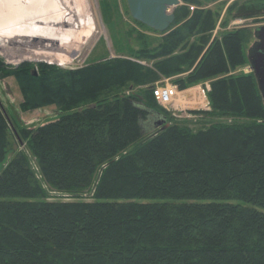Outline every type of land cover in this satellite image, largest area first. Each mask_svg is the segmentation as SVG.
<instances>
[{
  "label": "trees",
  "instance_id": "16d2710c",
  "mask_svg": "<svg viewBox=\"0 0 264 264\" xmlns=\"http://www.w3.org/2000/svg\"><path fill=\"white\" fill-rule=\"evenodd\" d=\"M186 4L199 1L176 7L180 25L156 55L141 56H161L152 65L117 58L4 73L29 110L65 109L124 83L145 89L29 128L36 170L12 151L0 107V264H264V108L253 74L210 81V109L192 111L196 120L172 118L153 96L162 77L189 71L176 81L182 89L228 73L229 60L242 63L236 32L204 51L203 37L186 49L206 24ZM158 115L162 129L151 127ZM38 174L53 190L90 200H47Z\"/></svg>",
  "mask_w": 264,
  "mask_h": 264
},
{
  "label": "rangeland",
  "instance_id": "374dc122",
  "mask_svg": "<svg viewBox=\"0 0 264 264\" xmlns=\"http://www.w3.org/2000/svg\"><path fill=\"white\" fill-rule=\"evenodd\" d=\"M198 1L199 4L186 5L190 13L196 10L202 11V19L206 23L204 33L202 35H191L187 37L186 49L194 42L199 44L200 39L203 37V39L208 38L207 44L204 45V51L208 45H211L214 41L221 42V39L224 36L233 35L236 32L239 33L242 38V42L240 43V49L243 56L241 59L242 63L237 64L234 67V63H231L234 61L229 60L228 67L230 66V68H228V73L199 79L198 83L187 84L185 88L181 89L185 91L180 92L179 94V91H177L178 96L184 92H186V95L182 100H175V102L172 103L173 106L169 109V111H167L174 119H188L184 117V114L193 113L191 109L196 107H194V104L191 103L193 101H189V99L195 96L194 93L197 92V85L206 82L209 83L210 81L225 75L236 76L252 74L249 70L246 51L254 40L253 30L261 25H264V0ZM92 4L97 23V31L93 33L92 38L83 46L79 55L72 64L61 66L42 60L21 61L19 63L12 64L8 63L2 56H0V107L8 123L11 149L12 151L20 150L25 152L31 160L34 170H36L35 159L30 152L28 137L25 133L29 128H34L40 124L53 121L59 117L62 112L68 110H79L94 101H102V99L106 100L115 95L140 94L145 88L124 83L96 96L95 100L78 103L65 109H58L55 106H49L41 109L29 110L23 105L14 79L10 76H3L4 73L18 70L20 67H30V69L37 72L43 68L50 69V67L68 71L70 69L72 70L80 67H86L100 61H113L117 58L136 59L145 64L152 65L154 62L158 61L161 56H156L155 60L149 58L143 59L141 56L143 55V57H149V55L152 54L156 55L163 45L166 33L172 31L180 25V23H173L164 32H156L131 18L125 0H92ZM190 6H192L193 9H190ZM247 12H251L252 16H242L241 13ZM183 45L184 43L177 46L172 51V54L181 53ZM231 56L234 58L236 57L234 53ZM238 60L240 62L239 58ZM220 67H222V65L218 64L217 68ZM188 73L189 71H185L178 73L176 76L162 77L159 82L154 84V86L167 84L176 85L172 83H176L178 79H185ZM186 89H188V91ZM158 105L162 107L159 103ZM198 117L201 116L195 115L192 120H196ZM12 154L13 153H8L3 165L6 164ZM37 179L40 180L41 187L46 192L47 200H90L88 195L91 193H82V195L79 196L81 198H74L73 195L61 193L51 189L44 181H42L39 174L37 175Z\"/></svg>",
  "mask_w": 264,
  "mask_h": 264
},
{
  "label": "bare ground",
  "instance_id": "6f19581e",
  "mask_svg": "<svg viewBox=\"0 0 264 264\" xmlns=\"http://www.w3.org/2000/svg\"><path fill=\"white\" fill-rule=\"evenodd\" d=\"M96 31L92 0H0V56L8 63L72 64Z\"/></svg>",
  "mask_w": 264,
  "mask_h": 264
},
{
  "label": "water",
  "instance_id": "95a60500",
  "mask_svg": "<svg viewBox=\"0 0 264 264\" xmlns=\"http://www.w3.org/2000/svg\"><path fill=\"white\" fill-rule=\"evenodd\" d=\"M131 18L156 32H164L174 23V9L185 0H125ZM253 42L246 51L249 70L252 72L264 108V25L253 30ZM166 118L158 115L152 128L166 127Z\"/></svg>",
  "mask_w": 264,
  "mask_h": 264
},
{
  "label": "built area",
  "instance_id": "2783aa9c",
  "mask_svg": "<svg viewBox=\"0 0 264 264\" xmlns=\"http://www.w3.org/2000/svg\"><path fill=\"white\" fill-rule=\"evenodd\" d=\"M190 9H193L192 6H190ZM197 92H195V96L191 97L189 101H193L194 109H191L192 111H205L209 110V102L207 99V93L209 91V83H203L197 85L196 88ZM178 88L176 85H160V86H154L152 92L153 96L156 99V101L166 110L169 111V109L173 106V102L175 100H182L184 99L186 93H182L178 96L177 94ZM185 118L193 119L195 117V114H184Z\"/></svg>",
  "mask_w": 264,
  "mask_h": 264
},
{
  "label": "crops",
  "instance_id": "0c3cea01",
  "mask_svg": "<svg viewBox=\"0 0 264 264\" xmlns=\"http://www.w3.org/2000/svg\"><path fill=\"white\" fill-rule=\"evenodd\" d=\"M177 74H175L174 76H176ZM172 84H176V83H172ZM188 89H192V88H188ZM188 89H186L187 91H188ZM178 94L180 93V92H183V91H185V90H181V89H178ZM184 93H186V92H184Z\"/></svg>",
  "mask_w": 264,
  "mask_h": 264
}]
</instances>
